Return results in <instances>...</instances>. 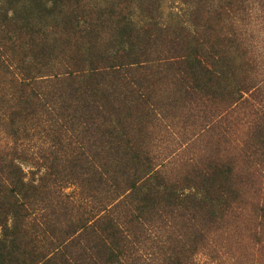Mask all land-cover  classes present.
Returning a JSON list of instances; mask_svg holds the SVG:
<instances>
[{"label": "trees", "instance_id": "1", "mask_svg": "<svg viewBox=\"0 0 264 264\" xmlns=\"http://www.w3.org/2000/svg\"><path fill=\"white\" fill-rule=\"evenodd\" d=\"M263 1L254 9L251 0L224 2L210 19L216 48L223 42L249 56L238 64L216 51L198 54L169 30L154 48L147 22L150 43L135 49L139 36L127 31L141 21L121 19L125 0H101L103 8L87 13L81 0H0L1 264H239L218 240L249 208L264 250V201L247 196L264 177V51L246 30L264 21ZM60 16L67 37L84 35L88 65L57 61L43 37L41 21ZM223 16L231 26L222 27ZM115 29L133 42L128 50L111 39L101 47ZM238 70L246 77L229 99L215 98L207 87ZM163 74L168 96L155 87L160 80L151 82ZM241 110L246 135L232 159L222 147ZM174 114L198 118V137L211 146L176 177L155 167L147 143L133 136Z\"/></svg>", "mask_w": 264, "mask_h": 264}, {"label": "rangeland", "instance_id": "2", "mask_svg": "<svg viewBox=\"0 0 264 264\" xmlns=\"http://www.w3.org/2000/svg\"><path fill=\"white\" fill-rule=\"evenodd\" d=\"M101 0H81L79 4V9L82 10H92L93 8H103V3H100ZM126 3L122 4L121 19L128 20L129 15L135 19V21H141L140 24H137L135 27L132 26L131 29L127 31L129 35L139 36V42L136 44L126 38V36L120 35L115 31L108 32L103 34V41L101 42V47L104 48L107 46L108 41L118 40L121 43H124L122 46L125 50H128L129 46L127 43H133V47L141 48L143 50L147 49L150 41H153L154 48L158 46L159 34H163L166 31L174 32L178 37H182L183 40L189 44L191 49H195L198 54L207 55L211 54L212 51L222 53L221 55L225 58H240L239 56L231 53L233 49H227V45H224L223 42L219 48H216V38L213 40L214 34H216L215 22L210 21V19L216 20V15L219 13V8L224 7L226 4L230 3V0H125ZM255 3L251 7L254 9L259 3L260 0H251ZM221 2V3H220ZM226 2V4H224ZM264 2V1H263ZM262 2V3H263ZM220 3V5H219ZM115 9V8H114ZM96 10V9H93ZM58 10L57 12H59ZM79 14V13H78ZM153 20L149 23L147 21L148 17ZM147 18V19H146ZM222 27L231 26L228 22V25L225 24L224 18L222 17ZM63 17L54 18L52 20H42L40 27L46 25L44 28V36L49 38V44L54 45V55L58 58L57 61H69V59H79L82 64L88 65L83 59L90 57L92 52L89 50V47L84 46L85 42L79 31L78 39H71L67 37L63 32L61 26ZM256 21V20H255ZM257 21H261L258 19ZM153 25L151 31L150 41L149 35L146 34V29L144 32L143 24ZM133 24L136 22H132ZM217 23V22H216ZM254 23V22H253ZM121 28V27H120ZM253 29V27H252ZM249 34H252L255 37V44L264 43V40L258 35V31L264 30V28L258 29L257 32H253L251 28L246 29ZM254 30V29H253ZM72 32V31H71ZM76 33V32H75ZM113 33L114 37L111 35ZM70 36V35H69ZM54 39V42L52 41ZM99 41L97 40V43ZM139 44V47L137 46ZM224 53V54H223ZM78 56V58H77ZM238 64H244L249 62V56H244L239 59ZM70 62V61H69ZM250 63V62H249ZM75 64V63H74ZM225 70V69H224ZM167 75L163 74L158 77L151 79L152 83L164 78L161 84L160 82L155 85L156 88L160 90V95L168 96L172 90V85L170 81L166 82ZM246 77L241 71H236L233 74H225L224 78L221 77L220 80L210 84L207 88L210 92H215V98L222 99V101H227L228 94L232 93L233 90L238 87V84L241 82L242 78ZM154 89V85L151 87V90ZM212 97V96H211ZM136 110H131L132 114H135ZM247 112L244 110L238 111L233 116V121L235 123H240L233 128V136H231L232 143L225 145L222 149H225V155L231 154L228 158H234V156L239 158V148L242 140L246 135V127L244 120L246 117L244 114ZM126 113H123L125 116ZM175 119L173 120L172 115L170 119L163 122H156L155 125H146L145 129L136 130V134L133 135L135 141L139 143L146 144L149 148V154L154 161L155 167L158 169L163 167L166 170L167 174L176 177L185 174L186 166L192 163L193 161H200L205 159L207 156H203V149L205 147L211 148L207 145L206 142H209V138H199L200 129L197 127L199 122L198 118L186 119L185 117H178L176 114ZM242 121V122H241ZM186 123V124H184ZM194 123V124H193ZM193 125V127H192ZM239 125V126H238ZM193 143V144H192ZM189 145V147H188ZM263 177L264 174L261 173ZM261 185L256 187L250 192L249 189L244 191L248 192V201H264V177L260 178ZM261 186V189H259ZM76 191V188L72 187L67 190V193ZM258 191V192H257ZM257 192V193H256ZM256 193V196L254 195ZM249 210L240 217L237 221L229 222V229L226 231L225 235H222V238L218 240L219 244L225 246L224 252L228 254L231 262L239 264H264V250L261 247L255 244V240L261 238L262 235H258L255 238V228L256 225L252 219V213ZM227 248V249H226ZM207 253H204L199 259L204 260ZM208 256V255H207ZM1 257V256H0ZM217 257V256H216ZM218 258V257H217ZM228 259V262H229ZM206 260V259H205ZM213 260V259H212ZM4 262V257L0 258V264ZM7 263V262H5Z\"/></svg>", "mask_w": 264, "mask_h": 264}, {"label": "clouds", "instance_id": "3", "mask_svg": "<svg viewBox=\"0 0 264 264\" xmlns=\"http://www.w3.org/2000/svg\"><path fill=\"white\" fill-rule=\"evenodd\" d=\"M252 27L254 30L264 28V21H254ZM258 35L261 37L262 40H264V30L258 31ZM258 47L261 51H264V43H258Z\"/></svg>", "mask_w": 264, "mask_h": 264}]
</instances>
